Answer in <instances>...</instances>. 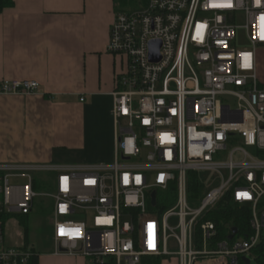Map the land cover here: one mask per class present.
I'll return each instance as SVG.
<instances>
[{"label":"built area","instance_id":"built-area-1","mask_svg":"<svg viewBox=\"0 0 264 264\" xmlns=\"http://www.w3.org/2000/svg\"><path fill=\"white\" fill-rule=\"evenodd\" d=\"M135 1L137 9L116 8L108 44L123 62L112 110L114 161L0 164V264H28L34 256L29 246L7 244L6 227L33 212L39 173L56 178L55 192L44 196L54 202L58 255L91 264L169 257L179 264H240L264 239V86L257 55L264 48V0ZM238 30L250 49L236 47ZM39 90L34 80L0 81L3 95ZM190 173L214 175L195 209ZM22 179L28 184H13ZM168 193L175 204L160 212L159 196ZM227 194L252 210L251 237L216 242V225L204 219Z\"/></svg>","mask_w":264,"mask_h":264},{"label":"crops","instance_id":"crops-1","mask_svg":"<svg viewBox=\"0 0 264 264\" xmlns=\"http://www.w3.org/2000/svg\"><path fill=\"white\" fill-rule=\"evenodd\" d=\"M13 1L0 14V81L34 80L40 90L0 94V164L112 163L115 79L123 62L108 44L119 0ZM39 264L91 263L53 248L39 253Z\"/></svg>","mask_w":264,"mask_h":264},{"label":"rangeland","instance_id":"rangeland-1","mask_svg":"<svg viewBox=\"0 0 264 264\" xmlns=\"http://www.w3.org/2000/svg\"><path fill=\"white\" fill-rule=\"evenodd\" d=\"M120 8L123 11L134 10L138 8L137 2L135 0H119ZM236 47L239 50H248L250 49V44L247 41L245 32L243 30L237 31V42ZM259 69L258 75L262 81H264V49H259L257 51ZM230 104L235 105L233 99H229ZM115 131V124L113 126ZM235 147V146H234ZM234 147H229V150H233ZM109 159V158H107ZM102 160V161H106ZM34 181L36 182V192L39 197L35 200L33 212L29 216L15 217L12 218L6 227V236L7 244L9 246H21L27 244L25 241V229H29L30 234L28 237V246L32 249H35L36 252L43 254L51 252L55 248V244L51 238L53 233V208L54 202L49 196H44L45 194H52L55 192L56 188V178L54 174L39 173L34 175ZM214 175L211 173H201L199 174V179L204 186L203 196L210 190L207 188L204 183L207 185L213 180ZM28 180L22 179L17 180L13 184L24 186L28 184ZM209 181V182H208ZM171 193H168L166 197H169ZM160 194L159 200L162 202L163 197ZM197 201V200H196ZM195 201V202H196ZM190 204L192 203L191 198L189 199ZM194 202V203H195ZM192 208H199L200 203L196 202L195 205H191ZM176 222L172 221L171 225L175 226ZM174 240H170V248L174 247ZM252 264H260L255 257H250ZM178 258L172 257L171 260L166 261V264H178Z\"/></svg>","mask_w":264,"mask_h":264},{"label":"trees","instance_id":"trees-1","mask_svg":"<svg viewBox=\"0 0 264 264\" xmlns=\"http://www.w3.org/2000/svg\"><path fill=\"white\" fill-rule=\"evenodd\" d=\"M13 6V0H0V14H2L5 10L12 8ZM188 193L189 199L191 198L192 203L196 200V202H198L201 198H203L204 186L199 179L198 173L189 174ZM169 195V197H166L167 194L162 195L163 200L158 207L160 212L167 211L174 206L176 200L175 194L171 193ZM260 207L264 208V199L260 204ZM204 220L207 222H213L216 225L218 231V238L216 242L229 240L232 236L234 239H239L249 238L253 235V230L251 227L252 210L248 207H240L238 204L234 203L231 194H227L217 205V207L205 216ZM235 230H237V233H234ZM29 234V229H25V241L27 244ZM251 257H255L260 264H264V239L252 251ZM143 263L162 264L163 259L146 258ZM28 264H39V253L34 251V256L30 259ZM105 264H115V261L113 259H109L105 262ZM240 264L246 263L241 260Z\"/></svg>","mask_w":264,"mask_h":264},{"label":"water","instance_id":"water-1","mask_svg":"<svg viewBox=\"0 0 264 264\" xmlns=\"http://www.w3.org/2000/svg\"><path fill=\"white\" fill-rule=\"evenodd\" d=\"M153 206L156 205V193H153V202H152ZM234 233H237V230L234 231ZM233 239V236L230 237V240ZM243 262H245L246 264H251L250 260L248 258H243L242 259Z\"/></svg>","mask_w":264,"mask_h":264}]
</instances>
